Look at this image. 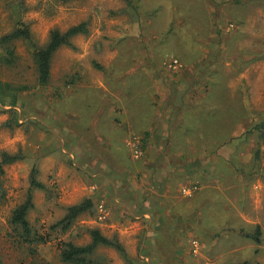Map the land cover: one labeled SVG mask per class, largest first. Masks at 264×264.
I'll return each instance as SVG.
<instances>
[{
	"label": "rangeland",
	"instance_id": "obj_1",
	"mask_svg": "<svg viewBox=\"0 0 264 264\" xmlns=\"http://www.w3.org/2000/svg\"><path fill=\"white\" fill-rule=\"evenodd\" d=\"M82 21L89 33L54 53L46 86L32 42H13V64L0 59V81L27 86L15 113L0 102V158L24 155L0 175L3 264H66L61 242L85 244L95 227L143 264H264V178L235 170L250 169L251 140L223 145L264 117V0H0V37L23 23L42 46ZM154 107L152 142L142 118ZM261 151L264 167V142ZM146 155L174 172L167 194L154 171L143 175L154 167ZM34 166L45 187L33 189L28 218L47 237L40 243L22 241L11 222ZM88 197L93 213L67 232L54 227ZM147 203L154 214L139 210ZM98 251L126 264L114 248Z\"/></svg>",
	"mask_w": 264,
	"mask_h": 264
},
{
	"label": "trees",
	"instance_id": "obj_2",
	"mask_svg": "<svg viewBox=\"0 0 264 264\" xmlns=\"http://www.w3.org/2000/svg\"><path fill=\"white\" fill-rule=\"evenodd\" d=\"M130 1V0H129ZM89 27L88 21H82L78 24L70 26L66 30L53 29L50 34L48 42L42 46L36 45L33 42V34L26 24H19L8 33L3 34L0 37V45L4 48L5 55L0 56V59L7 64H13L16 60L15 48L13 42L18 39H23L34 46L33 57L38 70V83L46 86L49 84L52 72V59L54 53L63 45L75 47L72 39L79 34H88ZM27 89V86H20L14 88L10 83H3L0 81V102L3 106H11V111L14 113V107L18 103L19 93ZM15 92L11 94V99L6 100L5 95L10 91ZM1 109V107H0ZM14 123H18V118H14ZM251 140V152H252V165L250 169L246 171L236 167L235 170L238 173L246 175L261 174L264 178V167L261 164L262 151L261 144L264 142V117L253 126L244 128L241 133L232 134L227 136V140L223 145L230 144L237 140L248 139ZM222 145V144H219ZM24 155L21 153H9L3 152L0 158V175L5 173V165L14 163L17 160L23 159ZM235 155L230 157V163H235ZM39 170L36 166L33 167L30 176V189L26 195L25 200L18 205L12 213L11 222L17 231L19 238L24 242L40 243L47 241V237L39 234L32 227L28 215L31 209L34 207V194L33 189H42L45 187L44 183L38 178ZM5 195L2 185L0 184V197ZM95 208V201L93 198L88 197L82 201L69 205L65 215L54 226L61 225V232H67L76 219L84 213H93ZM90 240L85 244L76 243L73 240L61 242V260L66 264H106L107 258L104 254L99 253L100 247H111L116 249L119 254L124 258L126 264H143L140 260L132 258L123 243L115 235L109 237L105 235L99 228H89ZM250 235V234H249ZM248 235V236H249ZM252 237V236H251ZM253 239L260 240L259 229L253 234ZM0 264H3L2 255L0 253ZM37 264V263H33ZM245 264V263H238Z\"/></svg>",
	"mask_w": 264,
	"mask_h": 264
},
{
	"label": "crops",
	"instance_id": "obj_3",
	"mask_svg": "<svg viewBox=\"0 0 264 264\" xmlns=\"http://www.w3.org/2000/svg\"><path fill=\"white\" fill-rule=\"evenodd\" d=\"M162 109V108H161ZM161 109H160V107H158V108H156V107H154V108H152V109H149V111H148V113H145L146 115H148V117L147 118H142V120L144 121V125H145V122L146 121H148V122H150L151 124V127H150V129L152 130V137H151V141L153 142L154 140L156 141L157 140V136L155 135L156 134V129L155 128H152V126L153 125H156L157 123H160L161 122V120H162V118H161ZM109 112H110V116H111V118H112V113H113V110L112 109H110L109 110ZM140 131L142 130V132H144V130L143 129H139ZM145 132H146V129H145ZM156 136V137H155ZM167 137V136H166ZM130 137H124L123 138V141H128V139H129ZM165 140H166V138H165ZM146 157H147V160L149 161V162H151V161H153V170L152 169H150L149 168V172H147V173H143V175H146V180H148L149 181V178H150V173L152 174L153 173V171H154V173H156V182L158 181V184H157V186H155L154 188H159L160 187V189L159 190H157V189H155L156 190V192H160V193H168V192H166L167 190H168V188H169V183H170V181L172 180V178H173V173L174 172H172V170L171 169H168V165L167 164H164L163 165V163H164V159H166V158H163V159H160L159 160V156H151V155H149V156H147L146 155ZM164 157H165V155H164ZM159 161H161V162H159ZM166 168V170H167V174H165L163 177L165 178V180L167 181V182H164V180H162V172H163V168ZM164 171H165V169H164ZM149 174V175H148ZM152 176H153V174H152ZM169 180V181H168ZM149 185H151V183H149ZM167 186V187H166ZM165 197V195L164 196H160L159 197V200L162 202V200H163V198ZM167 201H169L168 199H167ZM164 202H166V200L164 199L163 200V202L162 203H164ZM146 203V202H145ZM147 206H145V205H143V206H139V210H141V208L142 209H145V212H150L151 214H154L153 213V211H152V206L149 204V203H147L146 204ZM150 206V207H149ZM161 206V209H163L161 212L163 213V216L165 215L164 214V211H166V208L167 207H165V204H161L160 205ZM162 216V217H163Z\"/></svg>",
	"mask_w": 264,
	"mask_h": 264
}]
</instances>
